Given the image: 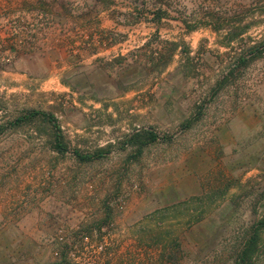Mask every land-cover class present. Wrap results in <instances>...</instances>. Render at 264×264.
I'll use <instances>...</instances> for the list:
<instances>
[{"label": "rangeland", "instance_id": "1", "mask_svg": "<svg viewBox=\"0 0 264 264\" xmlns=\"http://www.w3.org/2000/svg\"><path fill=\"white\" fill-rule=\"evenodd\" d=\"M106 1L48 0L51 29H18L13 49L0 41V255L12 234L36 242L35 264H76L62 229L77 264H235L264 218V0H199L236 28L181 40V55L153 29L145 47L99 44L90 60L91 46L65 36L78 26L92 41L90 11ZM118 11L119 25L139 20ZM161 221L176 246L154 244ZM260 233L252 264H264Z\"/></svg>", "mask_w": 264, "mask_h": 264}, {"label": "crops", "instance_id": "2", "mask_svg": "<svg viewBox=\"0 0 264 264\" xmlns=\"http://www.w3.org/2000/svg\"><path fill=\"white\" fill-rule=\"evenodd\" d=\"M94 1L99 2V0ZM151 1L153 3L149 6L148 0H107V7L103 12L100 13L98 6L94 10L91 9L90 11L89 16L91 21V28L92 30L94 29L95 34L93 36V40L88 44L86 40H81V37L79 40V37L77 38L76 36V33L80 34L77 26L75 27V29H73L76 32L71 31L75 34L71 35L72 33L70 32V38L65 36L66 44L69 45L72 42L73 45L77 44L79 48L87 45L91 46L89 57L90 60H93V58H97L100 54H102V51H100V47L98 46L99 44L103 48H105L106 50L104 51L109 54L115 53L117 49L130 51L132 49L144 46L147 42L148 31L150 33L151 30L155 29L159 31L161 35H165L166 37H168V39H170L172 45L175 46L176 51L179 54L182 46L186 45L184 43L180 44L179 42L181 40L189 41L190 45L193 46L192 43L195 35H199L200 40H203L200 42H204L203 38L209 33L220 34L225 29L236 28V22L234 21L233 24H228V19L224 18L223 15H221V11L217 9H215L217 11L213 10L209 13H205V11L200 8L201 2L199 0ZM216 1L219 3L225 2V0ZM232 1L252 2L257 0ZM27 2V0H18L17 8L19 10H22L26 14H29V10H33L35 12V9H43L47 13H49L50 11L49 7L51 6L49 5L50 3H48V0H45V3L39 6H29ZM202 2H207V5H209L211 0H202ZM116 4L117 6H120L118 7V9H116ZM118 10L124 17H128L129 20L139 19L138 22L135 24H117L115 19L118 15H116L115 12ZM80 13L81 11L77 10V13H74V17L76 18V20H79L82 23V19L86 18L87 16H83L86 14H83L82 16L75 15ZM32 15L35 16V14ZM57 16V18L61 21L63 18L64 22H71L70 20L72 16L70 17L68 14L62 13V11H60ZM100 16H105L104 18H106V27H104L103 25L102 27H100V24L102 23H100V20H98V17ZM118 34H120V36ZM104 37L106 39L102 40ZM95 38H97L98 40ZM84 51L88 50L85 49ZM79 56L80 57H78L77 62H79L83 58V54ZM132 56L133 55H131V57ZM69 59L72 62L76 61L75 56L74 58ZM33 219L36 220V222L39 221L38 217H35ZM100 220L101 219H99V221ZM99 223L101 222H98V224ZM29 244L30 241L28 240H23L20 242L15 241L13 235L11 234L9 241H7L6 246H4L5 250H10V256L5 255L4 257L0 255V264H35L37 262V245L36 242H33L31 247H29ZM0 250H4L1 243ZM94 264L98 263L96 262Z\"/></svg>", "mask_w": 264, "mask_h": 264}, {"label": "built area", "instance_id": "3", "mask_svg": "<svg viewBox=\"0 0 264 264\" xmlns=\"http://www.w3.org/2000/svg\"><path fill=\"white\" fill-rule=\"evenodd\" d=\"M17 1L18 0H0V29H7V32H9L4 33V31H0V41L3 42L2 45H10V49H13V47L16 45V41L14 39L17 40L16 35L18 34V29L52 28V23L50 22L51 16L48 15L47 12H45L43 9H35V12L33 10H29V14H26L17 8ZM27 1L29 6H39L45 3V0ZM32 14H35V16ZM40 21H42L41 24ZM57 234L59 242L63 243L67 248V257L70 261L77 264L85 260V257L79 255V247L75 237H62V229H59ZM81 236L83 240L88 242L87 235L81 234ZM97 250H103V245H98ZM55 255L57 257H61L58 251H56ZM92 257L93 260L95 256Z\"/></svg>", "mask_w": 264, "mask_h": 264}, {"label": "trees", "instance_id": "4", "mask_svg": "<svg viewBox=\"0 0 264 264\" xmlns=\"http://www.w3.org/2000/svg\"><path fill=\"white\" fill-rule=\"evenodd\" d=\"M36 114V113H34ZM33 114V115H34ZM32 117V116H31ZM30 117H25V119H28ZM22 119H19L18 122H20ZM156 138L154 136H151L149 139H147L141 147L147 146L148 144L154 142ZM56 142H57V148L59 151L63 152L66 150V146L64 145L62 141V136L57 133L56 134ZM76 156L81 160V161H91L93 159H96L98 157H101L102 154L98 153L96 155L90 156V155H83L79 152L75 153ZM204 196L202 195L201 197H198V199L203 198ZM204 210V209H203ZM201 210L200 212L198 211V215L193 217V220L189 221L190 225H193L194 222H199L201 220L202 216L204 214V211ZM165 221H161L159 223L160 225V233L157 235L155 238L154 244L156 245L157 248L161 249H168L172 245L176 246L175 244L177 243V238H171L170 237V231L167 229V227L164 225ZM256 232L253 233L252 237H250L242 246V249L238 253L237 260L235 264H252L253 263V256L260 250V245H259V239H260V232L264 229V218L258 223ZM165 234V235H163ZM165 256V255H164Z\"/></svg>", "mask_w": 264, "mask_h": 264}]
</instances>
